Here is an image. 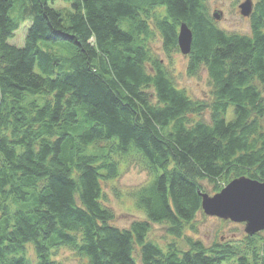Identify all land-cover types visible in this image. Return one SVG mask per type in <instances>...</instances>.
Wrapping results in <instances>:
<instances>
[{
	"label": "trees",
	"instance_id": "obj_1",
	"mask_svg": "<svg viewBox=\"0 0 264 264\" xmlns=\"http://www.w3.org/2000/svg\"><path fill=\"white\" fill-rule=\"evenodd\" d=\"M55 2L0 0V264H57L62 246L85 264H138L136 250L141 264H264L258 233L187 250L147 239L151 221L180 235L203 180H264V0L249 35L218 28L207 0ZM181 22L187 73L207 70L211 102L190 99L151 47L177 50ZM131 153L152 177L134 193L146 217L119 228L102 183Z\"/></svg>",
	"mask_w": 264,
	"mask_h": 264
},
{
	"label": "rangeland",
	"instance_id": "obj_2",
	"mask_svg": "<svg viewBox=\"0 0 264 264\" xmlns=\"http://www.w3.org/2000/svg\"><path fill=\"white\" fill-rule=\"evenodd\" d=\"M57 7L65 6L62 0H55ZM244 0H207V14L218 28L225 30L227 33H239L249 35L250 17L240 14L239 5ZM252 7L256 0H250ZM216 11L221 14L220 20L213 18L212 13ZM29 27V22L20 23L14 36L8 41L16 46H22L25 33ZM161 41L154 38L151 47L159 52V56L164 60L166 69L172 75L173 81L178 88L183 89L192 100L211 102L212 90L211 82L208 78L207 70L202 67L196 74L189 75L186 70L188 63L187 55H183L179 49L172 50L169 55L161 49ZM151 89L149 90V92ZM198 117L208 122L210 111L204 109ZM119 162L120 173L117 177L102 183L103 203L114 213V223L119 228H128L134 220H145V213L136 204L134 193L138 188L151 181L152 177L148 171L143 168L141 159L137 154L131 153L125 156L114 155ZM224 180H218L216 183L203 180L201 182L205 193L213 195L217 193L216 186L224 187ZM216 185V186H215ZM245 227L243 222L237 223L215 216H207L202 210L194 216L191 222L185 224L180 235L172 233L166 222H152L148 230L147 239L158 244L165 250L169 244L173 243L179 250L189 248L188 239L201 240L205 246H210L214 242H233L242 243L246 238ZM258 239L264 238V230L257 235ZM27 254L34 257V250L30 244L27 246ZM53 257L57 264H85V258L78 256L72 249L62 246L58 249ZM135 260L140 263V255L136 250L134 252Z\"/></svg>",
	"mask_w": 264,
	"mask_h": 264
},
{
	"label": "water",
	"instance_id": "obj_3",
	"mask_svg": "<svg viewBox=\"0 0 264 264\" xmlns=\"http://www.w3.org/2000/svg\"><path fill=\"white\" fill-rule=\"evenodd\" d=\"M240 14L250 16L252 2L244 0L239 5ZM213 18L220 20L221 14L214 11ZM177 47L183 55L191 53L193 41L192 30L185 22L179 24ZM201 197L200 206L205 215L224 220L244 223L248 236L264 230V180L239 176L229 181L213 195L198 190Z\"/></svg>",
	"mask_w": 264,
	"mask_h": 264
},
{
	"label": "bare ground",
	"instance_id": "obj_4",
	"mask_svg": "<svg viewBox=\"0 0 264 264\" xmlns=\"http://www.w3.org/2000/svg\"><path fill=\"white\" fill-rule=\"evenodd\" d=\"M245 176V175H244ZM257 180V179H256ZM259 181V180H258Z\"/></svg>",
	"mask_w": 264,
	"mask_h": 264
}]
</instances>
